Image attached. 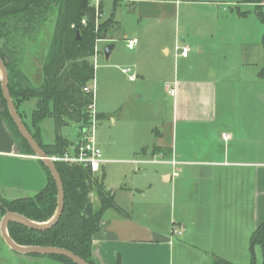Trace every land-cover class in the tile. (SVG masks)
<instances>
[{"label": "crops", "instance_id": "crops-1", "mask_svg": "<svg viewBox=\"0 0 264 264\" xmlns=\"http://www.w3.org/2000/svg\"><path fill=\"white\" fill-rule=\"evenodd\" d=\"M105 1L91 0L101 4V16L114 17L111 31L118 25L115 10L120 0H113L109 16ZM124 1L136 12L153 0ZM236 2L230 11L209 13L212 18L201 35L187 33L164 43L163 59L131 61V74L136 75L134 80L128 78L134 83L131 97H146L149 110L142 118L147 135L135 140L128 160L156 164L159 174L147 188L148 200L139 207L140 216L118 200L120 191L109 189L124 213L114 208L105 211L93 237L96 264H212L213 256L232 264H251V235L264 222V24L258 16L259 4ZM162 3L166 13L179 4L178 0ZM178 43L191 47L188 57L176 58ZM136 44L128 48L134 50ZM110 45L107 60L116 48ZM116 62L107 67L125 73L120 60ZM37 67V79L27 71L34 84L42 79L41 64ZM174 80L178 81L177 94L171 97L165 85ZM38 100L29 98L18 104L28 124L39 110ZM4 109L0 91V192L7 199L32 196L45 187L46 172L39 158L24 153ZM96 110L104 117L97 105ZM42 121L41 139L53 144L57 132L47 141ZM223 132L231 137L225 139ZM72 141L70 147L77 143ZM102 158L101 169L108 162L103 153ZM119 190L137 191L139 187ZM258 252L257 248V257Z\"/></svg>", "mask_w": 264, "mask_h": 264}, {"label": "trees", "instance_id": "trees-1", "mask_svg": "<svg viewBox=\"0 0 264 264\" xmlns=\"http://www.w3.org/2000/svg\"><path fill=\"white\" fill-rule=\"evenodd\" d=\"M241 1L259 4L263 0ZM101 10V4L94 5L91 0H0V57L6 61L9 89L17 108L26 99H42L43 107L33 113L32 127L23 121L49 155L63 154L74 142L57 131L55 142L44 144L40 123L48 115L54 116L57 130L65 123H74L83 131L90 124L88 107L92 102V94L85 92L83 88L95 78L92 58L96 40L105 36L115 23L112 16L97 25L96 18L97 15L100 16ZM257 11L264 24L263 7L258 5ZM84 19L85 24L82 22ZM52 25L49 45L43 48V41H47ZM33 52L43 56L42 79L39 84L31 81L24 68V61ZM261 76L264 77V65ZM0 91L2 92L1 84ZM4 103V116L16 138H21L20 145L24 153L34 155L31 146L14 123L5 99ZM102 117L97 113L98 121ZM40 161L47 176L45 187L32 196L10 200L0 193V208L3 213L8 209L40 222L53 216L58 204V190L51 171L42 159ZM55 163L65 191V207L59 222L42 231L11 222L8 226L9 233L19 244L63 247L87 262L96 264L92 251L93 237L100 228L105 211L110 208L120 213L124 211L117 205L113 191L107 189L104 181L91 169L60 161ZM93 195L98 200V206L94 203ZM250 243L251 264H255L257 245L261 247L264 258V222L253 231ZM49 256L64 263L76 264L62 255ZM117 264L121 262L118 261ZM212 264L232 263L213 256Z\"/></svg>", "mask_w": 264, "mask_h": 264}, {"label": "rangeland", "instance_id": "rangeland-1", "mask_svg": "<svg viewBox=\"0 0 264 264\" xmlns=\"http://www.w3.org/2000/svg\"><path fill=\"white\" fill-rule=\"evenodd\" d=\"M92 1L96 3V0ZM236 1L178 0V6L171 7L169 13H166L162 9V2H165V0H153L151 3L142 4L136 12L130 10V5L126 1L120 0V5L116 6L115 10L118 25L113 30L106 32L105 36L103 35L96 40L97 50L101 56L98 57L97 61L92 58V61L96 63L95 78L92 82H95V87H97L95 96L97 109L104 111L105 115L98 121L95 137L98 147L108 161L96 175L104 181L108 189L114 188L116 191H120L118 200L133 208L138 216L141 214L140 206L143 200H148L145 198L147 188L153 183L154 179H158L159 172L156 164H135L128 160L131 157L133 145L136 143L135 140L143 139L147 135V123L142 118L149 110V101L146 97L139 99L131 97L134 94V83L128 80L130 74L134 72L131 61L141 59L143 62L152 63L154 60L163 59L164 54L160 51L164 43H169L174 37L182 38L187 33L201 35L200 33H204L205 25L212 18L210 14H220L225 12V9L230 11L231 7L237 4ZM259 5L263 7L264 0ZM113 7V0L105 1L107 16H109V12L113 10ZM104 20H106L105 16L97 15L96 24L99 25ZM215 25L213 26L217 28L220 23L216 20ZM52 27L53 25L48 31L47 41H43V48L49 45ZM125 35H127V38H125ZM133 38L139 40V43L136 44L134 50H130L127 43L129 39ZM111 43L116 48L112 58L107 60L103 50L106 45ZM119 60L121 68L130 69L127 73H121V69H116L114 66L107 67ZM42 61L43 56L38 52H33L24 61V68L33 74V78L37 79L40 72L37 64L40 65ZM27 125L32 127V123H27ZM41 127L47 141L54 139L57 131L60 134L69 135L71 140L78 141L82 137L81 128L74 123H65L57 130L53 115H48L42 121ZM20 139L19 137L18 141L21 143ZM132 154L134 155V153ZM54 155L57 154L51 156ZM135 186L139 187V190L125 192L119 190L121 187L131 188ZM153 188V190H156V183ZM92 198L95 205L98 206L96 196L93 195ZM4 214L0 208V224ZM257 248L259 254L258 257L256 254V261L257 258L258 261L255 264H264L262 249L257 245L255 253ZM0 264L68 263L58 261L49 255H19L5 243L0 232Z\"/></svg>", "mask_w": 264, "mask_h": 264}, {"label": "water", "instance_id": "water-1", "mask_svg": "<svg viewBox=\"0 0 264 264\" xmlns=\"http://www.w3.org/2000/svg\"><path fill=\"white\" fill-rule=\"evenodd\" d=\"M77 35L79 38V33ZM111 50H112V46L110 44L104 47V54L106 58H109ZM0 84H1V90L3 93L4 99L6 101L8 110L10 112V115L14 123L16 124L21 135L27 140V142L31 146L34 152V155L37 158L42 159L44 163L46 164V166L51 171L52 176L54 177V180L56 182L57 190H58V204H57L56 211L53 214V216L47 221H43V222L35 221L20 213L13 212L7 209L6 213L4 214L1 220V224H0V232H1L2 238L4 239L5 243L10 247L11 250L19 254H22V255H32V254L62 255V256H65L71 259L76 264H91L69 249H66L63 247H57V246L22 245V244L17 243L10 235L8 226L11 222L22 224L28 228H31L37 231L47 230V229L54 227L59 222L63 214V211H64L65 191H64V185H63L62 178L56 167V163L52 160L51 156L45 152V150L41 147V145L33 137L30 130L24 123L18 111V108L16 107V104L14 102V99L9 89V74H8V70L6 66V61L3 60L1 57H0ZM42 104H43L42 99H39L37 108L41 109Z\"/></svg>", "mask_w": 264, "mask_h": 264}, {"label": "built area", "instance_id": "built-area-1", "mask_svg": "<svg viewBox=\"0 0 264 264\" xmlns=\"http://www.w3.org/2000/svg\"><path fill=\"white\" fill-rule=\"evenodd\" d=\"M82 22L85 24L86 20L84 19ZM137 41L138 40L136 38L128 40V47L133 48ZM190 51L191 47L189 45L178 43L175 47V56L176 58H186L189 56ZM98 57L99 53L96 46L93 58H95V60L97 61ZM94 65L96 67V63H94ZM129 70V68H124L125 73H127ZM129 77L131 80L136 79L135 74H130ZM177 86V80L167 82L165 85L167 94L171 97H175L177 94ZM95 88V82L92 81L83 88L85 92L92 94V102L88 107L90 113L89 126L82 131V137L77 141V143H75L73 147L67 149L63 154H57L54 156L50 155L54 162L60 161L65 162L69 165L84 166L91 169V171L93 172H98L101 169V164L103 162L102 151L98 147L95 137V129L98 124V112L96 110L95 103ZM222 136L225 139H229L231 137V134H229L228 132H223ZM154 161L157 162V159H154ZM172 163L176 165L177 161L173 160ZM175 174L178 175V172H175ZM176 232L179 233V231L177 230Z\"/></svg>", "mask_w": 264, "mask_h": 264}, {"label": "flooded vegetation", "instance_id": "flooded-vegetation-1", "mask_svg": "<svg viewBox=\"0 0 264 264\" xmlns=\"http://www.w3.org/2000/svg\"><path fill=\"white\" fill-rule=\"evenodd\" d=\"M17 253V252H16ZM17 254H19V253H17ZM19 255H22V254H19Z\"/></svg>", "mask_w": 264, "mask_h": 264}]
</instances>
